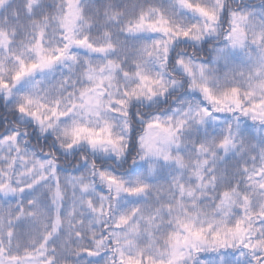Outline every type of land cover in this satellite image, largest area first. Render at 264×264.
Masks as SVG:
<instances>
[{
	"label": "snow or ice",
	"instance_id": "6c2138e0",
	"mask_svg": "<svg viewBox=\"0 0 264 264\" xmlns=\"http://www.w3.org/2000/svg\"><path fill=\"white\" fill-rule=\"evenodd\" d=\"M0 264H264V0H0Z\"/></svg>",
	"mask_w": 264,
	"mask_h": 264
}]
</instances>
